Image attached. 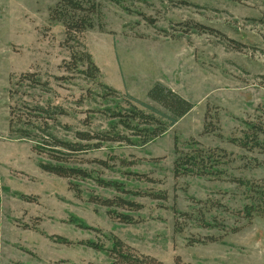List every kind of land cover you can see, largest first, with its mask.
I'll list each match as a JSON object with an SVG mask.
<instances>
[{
	"label": "rangeland",
	"instance_id": "374dc122",
	"mask_svg": "<svg viewBox=\"0 0 264 264\" xmlns=\"http://www.w3.org/2000/svg\"><path fill=\"white\" fill-rule=\"evenodd\" d=\"M56 2L0 0V264H104L106 255L83 243L108 249L113 237L162 264H264V203L256 200L260 210L251 216L245 210L255 197L248 185L264 186V155L230 142L242 138L243 122L264 129V0L105 1L102 31L82 38L100 71L96 81L65 71L63 27L49 20ZM28 72L52 90L29 95L61 105L68 116L60 123L75 129H86L79 122L86 117L93 130L105 127L103 113L89 112L112 105L102 100L104 86L148 102L147 91L160 82L193 108L146 145L70 155L90 179L58 178L39 168L47 159L34 142L8 134V91ZM57 135L71 140L60 128ZM191 142L227 153L220 178L174 177L175 150L186 152ZM92 197L141 208L122 224Z\"/></svg>",
	"mask_w": 264,
	"mask_h": 264
},
{
	"label": "trees",
	"instance_id": "16d2710c",
	"mask_svg": "<svg viewBox=\"0 0 264 264\" xmlns=\"http://www.w3.org/2000/svg\"><path fill=\"white\" fill-rule=\"evenodd\" d=\"M105 1L119 3V0H57L54 7L49 10V20L58 22L63 27L62 45L68 51L70 58V61L65 64V71L77 72L90 81H96L100 71L93 63L82 38L84 33L95 27L102 31L100 21L102 5ZM196 28L204 29L201 25H197ZM104 89L107 92L101 96L102 100L112 105L106 106L102 111L91 109L92 111L89 112L103 113L105 127L93 130L92 122L86 117L79 120L86 129H75L60 123L59 118L68 116L61 105L54 104L49 99L44 102L42 98L36 100L29 95L31 91L40 95L50 94L52 91L50 82L44 80L39 73H25L11 83L8 91L10 101L8 134L12 138L34 142L33 151L47 159L46 162L39 163V168L43 172L58 178L85 181L90 179V174L79 167L70 165L72 162L70 155H83L100 150L104 144L146 145L162 136L193 108L190 102L160 82L153 84L147 91L148 102H141L129 94L120 95L107 86H104ZM23 96L30 99H25ZM82 102L79 99L77 106L80 107ZM243 124L245 129L242 138L231 139L230 142L248 152L264 155L262 126L251 122H243ZM59 128L70 134L71 140L59 137L57 135ZM189 146L190 149L186 152L175 150L176 157L173 162L175 178L184 176L220 178L222 176L224 172L221 167L226 164L224 160L227 155L224 150H205L195 142H191ZM254 161L257 162L256 159ZM92 162L107 168L105 161ZM256 164L258 165V162ZM97 182L101 188L125 192L122 185L116 182L101 179H97ZM248 190L255 196L253 202L245 206L247 216H251V212L260 210L255 207L256 200L264 203V186L256 187L249 184ZM75 192L78 194L79 190L75 189ZM151 196L160 200L166 198L161 195ZM90 201L106 208L107 215L122 224H132L133 219L129 213L141 208L140 205L121 197L112 199L92 197ZM79 226L93 230L85 225ZM83 244L94 251L104 253L108 259L104 264H162L154 257L139 254L116 237L110 240L108 249L94 241H85Z\"/></svg>",
	"mask_w": 264,
	"mask_h": 264
}]
</instances>
